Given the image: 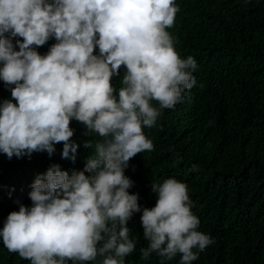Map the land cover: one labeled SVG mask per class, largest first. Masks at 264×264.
Segmentation results:
<instances>
[{"label":"clouds","instance_id":"clouds-1","mask_svg":"<svg viewBox=\"0 0 264 264\" xmlns=\"http://www.w3.org/2000/svg\"><path fill=\"white\" fill-rule=\"evenodd\" d=\"M179 10L175 0H0V80L14 86L12 99L0 104V153L9 160L51 157L63 143L62 159L75 163L71 122L99 137L84 144L92 152L82 171L69 175L53 164L36 176L32 206L21 204L0 229L9 252L30 264L98 257L101 264H125L136 249L128 226L136 213L147 241L142 259L155 253L167 264L179 255V264H193L215 243L198 231L186 184L153 183L156 204L142 208L125 175L131 159L154 150L144 128L197 84L196 60L182 59L166 30ZM51 38L57 43L42 56L36 49ZM122 67L117 90L113 80Z\"/></svg>","mask_w":264,"mask_h":264},{"label":"trees","instance_id":"trees-1","mask_svg":"<svg viewBox=\"0 0 264 264\" xmlns=\"http://www.w3.org/2000/svg\"><path fill=\"white\" fill-rule=\"evenodd\" d=\"M179 7L173 27L166 29L182 59L194 57L196 86L186 90L175 109H164L157 124L144 128L154 150L137 154L125 175L135 185L142 208H153V183L175 178L187 185L198 231L210 235L208 246L193 264H264V0H175ZM16 39L13 40L15 44ZM54 38L36 50L46 55ZM19 51V48H16ZM99 55V49L95 51ZM2 66V65H0ZM121 77L114 78L118 90ZM203 85V87H201ZM10 87L0 80V104L10 100ZM159 107L158 102L152 101ZM211 122V123H210ZM72 140L79 145L75 163L62 159L63 143L55 153H33L31 158L0 153V229L8 215L23 204L31 207L29 192L37 175L53 164L71 175L82 171L92 149L84 147L98 136L73 120ZM134 214L128 226L136 249L125 264H160L154 253L142 259L147 247ZM195 251V250H194ZM102 258L84 264H101ZM177 255L167 264H179ZM0 264H30L11 253L0 237ZM66 264H73L67 261Z\"/></svg>","mask_w":264,"mask_h":264}]
</instances>
